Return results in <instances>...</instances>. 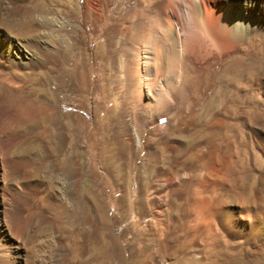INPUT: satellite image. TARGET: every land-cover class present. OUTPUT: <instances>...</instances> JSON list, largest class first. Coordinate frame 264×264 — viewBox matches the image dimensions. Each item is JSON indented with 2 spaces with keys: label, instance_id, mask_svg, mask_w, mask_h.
Wrapping results in <instances>:
<instances>
[{
  "label": "rangeland",
  "instance_id": "rangeland-1",
  "mask_svg": "<svg viewBox=\"0 0 264 264\" xmlns=\"http://www.w3.org/2000/svg\"><path fill=\"white\" fill-rule=\"evenodd\" d=\"M68 2L0 63V264H264V44L153 85L120 66L138 0Z\"/></svg>",
  "mask_w": 264,
  "mask_h": 264
},
{
  "label": "bare ground",
  "instance_id": "bare-ground-1",
  "mask_svg": "<svg viewBox=\"0 0 264 264\" xmlns=\"http://www.w3.org/2000/svg\"><path fill=\"white\" fill-rule=\"evenodd\" d=\"M20 1L0 0V63L11 68L26 64L23 63L25 57L30 58L24 51L25 37H33L38 15L48 11L45 3L48 0H34L26 9ZM68 1L60 0L70 7ZM100 3L101 0H90L89 7L100 13ZM123 12L124 7H119L121 69H132L135 73L140 70L148 75L161 73L163 77L152 82L153 85L184 86L192 63L201 65L232 52L239 45L250 48L258 42L264 44V0H138L127 20ZM196 31L204 32L209 39L195 41L191 35ZM137 54H141V65L134 64ZM1 115L3 112L0 111ZM2 133L0 126V135ZM4 138L0 136V175L3 180L8 172L18 169L21 159L8 160Z\"/></svg>",
  "mask_w": 264,
  "mask_h": 264
}]
</instances>
